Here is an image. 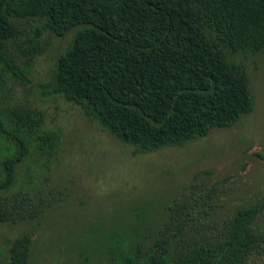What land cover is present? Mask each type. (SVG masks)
<instances>
[{
    "label": "trees",
    "instance_id": "obj_1",
    "mask_svg": "<svg viewBox=\"0 0 264 264\" xmlns=\"http://www.w3.org/2000/svg\"><path fill=\"white\" fill-rule=\"evenodd\" d=\"M17 19L40 21L25 45L16 44ZM74 28L43 94L78 105L133 154L198 140L253 108L249 78L228 55L264 52V0H0V60L23 77L42 51L35 36L46 30L62 37ZM10 48L24 55L23 66ZM12 113L4 115L9 127L0 120V135L15 148L2 161L0 190L12 184L33 134L46 153L57 139L52 130L37 133V110ZM42 191L1 199L0 220H40L59 200ZM216 195V186L195 184L157 216L144 212L102 230L91 241L97 264H264V195L223 216ZM8 249V264H25L30 232Z\"/></svg>",
    "mask_w": 264,
    "mask_h": 264
},
{
    "label": "rangeland",
    "instance_id": "obj_2",
    "mask_svg": "<svg viewBox=\"0 0 264 264\" xmlns=\"http://www.w3.org/2000/svg\"><path fill=\"white\" fill-rule=\"evenodd\" d=\"M22 31L16 44L34 37L38 20H15ZM76 28L62 37L43 30L37 37L42 51L29 61L23 77L14 76L0 60V120L14 119L16 110H37V133L52 130L56 145L50 153L36 149L33 134L26 158L15 168L10 187L0 190V201L41 189L42 196L59 198L40 220H0V264H8L12 240L30 232L31 250L25 264H97L101 231L144 212L159 215L173 197L193 185L216 186L219 216L264 195V52L228 55L244 68L253 99L251 112L234 125L212 129L206 136L181 146L133 154L86 117L81 108L61 95H44L52 80L54 61ZM17 67L24 55L10 48ZM4 119V120H3ZM14 145L0 135L2 161ZM9 204V203H8ZM143 211V212H142ZM153 220V219H152ZM88 239V240H87ZM250 258L248 264H262Z\"/></svg>",
    "mask_w": 264,
    "mask_h": 264
}]
</instances>
